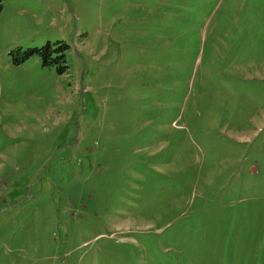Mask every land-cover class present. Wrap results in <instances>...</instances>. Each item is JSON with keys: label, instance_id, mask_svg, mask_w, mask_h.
<instances>
[{"label": "rangeland", "instance_id": "obj_1", "mask_svg": "<svg viewBox=\"0 0 264 264\" xmlns=\"http://www.w3.org/2000/svg\"><path fill=\"white\" fill-rule=\"evenodd\" d=\"M0 264H264V0H0Z\"/></svg>", "mask_w": 264, "mask_h": 264}, {"label": "trees", "instance_id": "obj_2", "mask_svg": "<svg viewBox=\"0 0 264 264\" xmlns=\"http://www.w3.org/2000/svg\"><path fill=\"white\" fill-rule=\"evenodd\" d=\"M68 48L69 45L65 43H59L57 46L48 43L41 47L29 48L25 51L22 61L26 60L29 56L39 55L43 60V65L52 66L54 64H58V71L60 73H64L69 68L66 59V50ZM11 54L14 55L12 52ZM16 63H19V61H16Z\"/></svg>", "mask_w": 264, "mask_h": 264}]
</instances>
